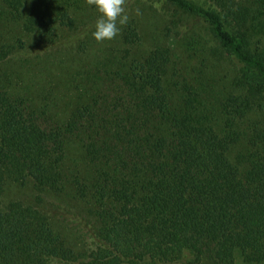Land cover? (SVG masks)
<instances>
[{"label":"trees","instance_id":"1","mask_svg":"<svg viewBox=\"0 0 264 264\" xmlns=\"http://www.w3.org/2000/svg\"><path fill=\"white\" fill-rule=\"evenodd\" d=\"M159 1L0 0V264H264V0Z\"/></svg>","mask_w":264,"mask_h":264},{"label":"clouds","instance_id":"2","mask_svg":"<svg viewBox=\"0 0 264 264\" xmlns=\"http://www.w3.org/2000/svg\"><path fill=\"white\" fill-rule=\"evenodd\" d=\"M125 2L126 0H85L98 13L91 33L97 43L113 40L127 24L129 16L125 10Z\"/></svg>","mask_w":264,"mask_h":264},{"label":"rangeland","instance_id":"3","mask_svg":"<svg viewBox=\"0 0 264 264\" xmlns=\"http://www.w3.org/2000/svg\"><path fill=\"white\" fill-rule=\"evenodd\" d=\"M155 4L157 6L158 9H160V11L164 12V13H169V6L165 3V2H161L159 0H155ZM196 22H194L193 25H195ZM17 197H20V198H25V199H28L29 197H31L32 195V189L31 187H28V188H20L19 190H15V193H14ZM61 217H63L66 221V223H71V222H68L67 220V215H72L74 216L75 214L73 212H67V214L63 213V214H59Z\"/></svg>","mask_w":264,"mask_h":264}]
</instances>
